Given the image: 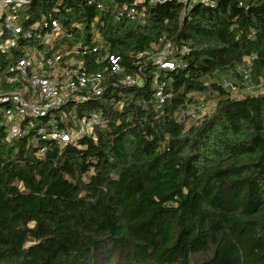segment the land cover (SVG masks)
<instances>
[{
  "label": "trees",
  "instance_id": "1",
  "mask_svg": "<svg viewBox=\"0 0 264 264\" xmlns=\"http://www.w3.org/2000/svg\"><path fill=\"white\" fill-rule=\"evenodd\" d=\"M54 6L65 23L99 17L127 72L160 36L182 61H145L143 84L109 76L100 97L76 103L79 116L98 111L95 137L7 140L0 127V264H264V88L239 96L221 82L241 79L249 57L264 85V0L148 4L144 20L116 21L87 0L26 10L36 19ZM97 57L89 68L106 67ZM209 98L203 117L186 114Z\"/></svg>",
  "mask_w": 264,
  "mask_h": 264
},
{
  "label": "built area",
  "instance_id": "2",
  "mask_svg": "<svg viewBox=\"0 0 264 264\" xmlns=\"http://www.w3.org/2000/svg\"><path fill=\"white\" fill-rule=\"evenodd\" d=\"M168 1L173 0H109V3L87 0V3L95 5L99 14L120 21L144 20L148 4ZM177 1L186 7L190 2L215 6L218 0ZM34 2L0 0V127L6 131L7 140L32 133V142L39 138L55 139L65 145L85 135L95 137L100 124L98 111L86 109L79 116L73 107L76 103L100 97L109 76H118L115 83L118 80L127 85L143 84L141 69L145 61L158 63L162 68H174L182 61L173 56L174 41L160 36L150 47L132 52L139 69L135 73L127 72L121 56L112 53L104 40L97 24L99 17L90 23L83 19L65 23L57 17L59 9L54 6L50 12L33 19L26 9ZM181 50L187 51L188 47L183 45ZM95 52L96 63L104 64L105 68H89L86 55ZM246 59L241 66L243 77L239 82L222 78L224 88L238 92L263 86L253 83L251 61ZM165 84L164 79L157 78V96L161 102L165 100ZM205 113V106H200L198 111L191 108L186 111L197 118ZM59 121L67 127H61Z\"/></svg>",
  "mask_w": 264,
  "mask_h": 264
},
{
  "label": "rangeland",
  "instance_id": "3",
  "mask_svg": "<svg viewBox=\"0 0 264 264\" xmlns=\"http://www.w3.org/2000/svg\"><path fill=\"white\" fill-rule=\"evenodd\" d=\"M246 60L248 61V60H250V58L247 57ZM224 76L227 77V78H230L231 80H233L235 82H238L240 80L239 79V75L237 73H235L234 71H228L227 73L224 74ZM253 83L254 84H257L254 80H253ZM263 88H264V85H263ZM256 89H257V87L254 88V89H246V88H243V89L239 90L238 92H235V94H237V95L240 96V95H243V94L248 93V92L256 91ZM214 104H215V98H209L206 101V103H205L206 111H211Z\"/></svg>",
  "mask_w": 264,
  "mask_h": 264
},
{
  "label": "water",
  "instance_id": "4",
  "mask_svg": "<svg viewBox=\"0 0 264 264\" xmlns=\"http://www.w3.org/2000/svg\"><path fill=\"white\" fill-rule=\"evenodd\" d=\"M32 244L33 242H28L26 246L28 247V246H31Z\"/></svg>",
  "mask_w": 264,
  "mask_h": 264
}]
</instances>
